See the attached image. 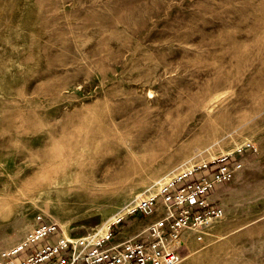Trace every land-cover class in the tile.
Returning <instances> with one entry per match:
<instances>
[{
	"label": "rangeland",
	"instance_id": "rangeland-1",
	"mask_svg": "<svg viewBox=\"0 0 264 264\" xmlns=\"http://www.w3.org/2000/svg\"><path fill=\"white\" fill-rule=\"evenodd\" d=\"M225 156L224 219L179 264H264V0H0V254L37 216L147 238L158 183Z\"/></svg>",
	"mask_w": 264,
	"mask_h": 264
},
{
	"label": "built area",
	"instance_id": "built-area-1",
	"mask_svg": "<svg viewBox=\"0 0 264 264\" xmlns=\"http://www.w3.org/2000/svg\"><path fill=\"white\" fill-rule=\"evenodd\" d=\"M228 157L219 159L216 161L218 164L211 167L213 176L207 170L194 180L184 179L193 173L191 170L161 190L160 196L169 214L150 226L147 238L129 239L108 246L112 227L120 219L109 224L104 236H99L96 229L83 239L68 241L59 224L37 216L36 226L25 238L0 254V264H179L182 256L178 248L183 245L178 236L180 230L190 229L196 240L202 242L205 231L224 219L223 208L212 200L211 195L217 184L230 177ZM158 197L142 199L130 214L137 210L144 215L150 214ZM56 234H59L58 242L51 244L49 240ZM167 236H170V245L166 244ZM43 240L47 243L42 246ZM22 253L26 255L19 257Z\"/></svg>",
	"mask_w": 264,
	"mask_h": 264
},
{
	"label": "bare ground",
	"instance_id": "bare-ground-1",
	"mask_svg": "<svg viewBox=\"0 0 264 264\" xmlns=\"http://www.w3.org/2000/svg\"><path fill=\"white\" fill-rule=\"evenodd\" d=\"M216 160V159H215ZM185 173V171H182V172H180V173H178V174H176V175H174V176H171V177H168V178H166V179H164L163 181H160L159 183H158V185L160 186V188L163 190L165 187H167V185L166 184H168V185H170V184H172L175 180H177L180 176H182L183 174ZM48 198V197H47ZM148 198V196H146V195H140L139 197H138V201L140 202L142 199H147ZM136 209V207L135 208H133V209H131V210H135ZM124 215H126V211H122L120 214H117L116 216H115V220L116 221H118V220H120V219H122L123 218V216ZM111 223H112V221H110ZM109 226V225H108ZM107 225L106 226H104L103 228H99V229H97V231H98V235L99 236H104V235H106L107 234V231H108V227ZM68 227H70V225H66L65 227H64V230H63V235H64V238L66 239V240H68V241H76V240H74V239H71V237H70V232H69V230H68ZM81 239H83V238H81ZM85 239V238H84Z\"/></svg>",
	"mask_w": 264,
	"mask_h": 264
},
{
	"label": "crops",
	"instance_id": "crops-1",
	"mask_svg": "<svg viewBox=\"0 0 264 264\" xmlns=\"http://www.w3.org/2000/svg\"><path fill=\"white\" fill-rule=\"evenodd\" d=\"M19 242H21V241H19ZM19 242H17V244H18ZM14 245H16V244H14ZM14 245H13V246H14Z\"/></svg>",
	"mask_w": 264,
	"mask_h": 264
}]
</instances>
